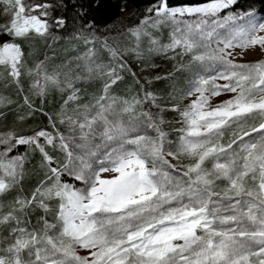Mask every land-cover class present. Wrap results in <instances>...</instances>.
<instances>
[{
    "label": "snow or ice",
    "instance_id": "6c2138e0",
    "mask_svg": "<svg viewBox=\"0 0 264 264\" xmlns=\"http://www.w3.org/2000/svg\"><path fill=\"white\" fill-rule=\"evenodd\" d=\"M0 2L9 5L4 31L14 41L51 35L48 4ZM235 3L169 7L159 0L148 9L154 16L128 30L131 46L104 40L97 49L95 37L86 39L93 47L77 57L79 71L63 79L48 72L47 57L25 73L22 43L0 44V74L21 90V77L34 76L36 96L51 86L66 93L65 105L74 103L71 114L49 117L52 131L0 133V231L9 241L0 247V264H264V58L237 61L257 47L264 56V22L252 13L221 15ZM168 53L190 57L182 66L192 72L185 97H195L184 110L171 109L183 122L175 150L163 118L151 111L159 108L154 93L110 95L124 72L139 84L126 56ZM96 79L103 82L100 94L80 103L77 83ZM222 94L232 95L211 106ZM25 103L31 108L27 97ZM24 145L41 154L46 178L30 196L14 195L5 212L3 201L23 180L28 159L12 153ZM181 156L190 162H171ZM36 210L43 214L32 225Z\"/></svg>",
    "mask_w": 264,
    "mask_h": 264
},
{
    "label": "trees",
    "instance_id": "16d2710c",
    "mask_svg": "<svg viewBox=\"0 0 264 264\" xmlns=\"http://www.w3.org/2000/svg\"><path fill=\"white\" fill-rule=\"evenodd\" d=\"M40 3L48 4V22L51 25V35L41 38L33 37L27 41H14V38L7 35L0 26V44L5 42L22 43L26 53L28 68L34 66L42 60H46V66L50 74L60 72L61 79L63 74L69 70L79 71L77 64L80 61L77 57L82 56L92 44H85V40L96 38L95 47L101 48L104 40L110 45L126 48L131 46L132 39L129 29L141 23L145 17L153 15L148 9L157 5L159 0H40ZM208 0H168L169 7L200 5L207 3ZM5 9L4 6H0ZM235 12H253L264 16V0H236L230 7ZM62 19L64 26L55 25V21ZM159 35L162 42H167L168 29L163 28ZM101 59L105 64L108 63L106 53L101 52ZM126 60L131 71L136 74V79L128 72L122 73L123 80L119 81L110 89V95L119 98L132 99L140 98L146 89L156 96V104L159 108L152 107L153 115L159 121L163 118L162 130L168 134V139L172 143L168 145L175 150V142L180 135L183 122L179 112L172 111L173 106L181 111L188 105L185 102V92L189 88L192 72L186 66L190 63L189 56H178L173 53L167 55H152L146 60H137L132 56H126ZM150 71L144 75L143 71ZM160 77V79H156ZM34 76L24 75L21 77V87L23 90L12 83L7 77L0 82V97L4 98V103L0 104V133H14L16 136H32L36 132L46 129L52 131L49 117L53 121L61 111L71 114L74 107L73 102L64 104L66 93L54 90L49 87L46 96H36L32 90ZM143 86V88L141 87ZM80 88V103L90 101L94 96H98L102 90L103 82L96 79L92 82H78ZM25 97L29 104L25 103ZM137 107V112L148 108ZM164 109V111H160ZM258 122V121H257ZM57 127L62 126L57 124ZM150 135H154L152 130H148ZM227 142V139L224 141ZM50 154L55 155L51 149ZM28 159L25 164L24 178L17 186L14 193L9 195L4 202V211L8 210V203L14 195L30 196L33 191L45 180L46 166H44L41 154L32 152L28 146H18L12 155H25ZM67 180L68 177H63ZM81 185L77 183V187ZM43 213L36 210L30 215L31 224L35 225L37 219ZM6 231H0V247H5L9 242L4 237Z\"/></svg>",
    "mask_w": 264,
    "mask_h": 264
},
{
    "label": "rangeland",
    "instance_id": "374dc122",
    "mask_svg": "<svg viewBox=\"0 0 264 264\" xmlns=\"http://www.w3.org/2000/svg\"><path fill=\"white\" fill-rule=\"evenodd\" d=\"M40 2H41L40 0H25V3L28 4V5H33V4H37V3H40ZM0 6H4V8H5V9H1L0 8V26L3 29V31H4V25L11 19V12L10 11H6V9L9 8V5L7 3L0 2ZM227 13H237V14L252 13L256 17L257 21L264 22V16L255 14L253 12H243V11L235 12L234 9H230L229 8V9L225 10L224 13H221V15H224V14H227ZM136 26L137 25L132 26L131 28H135ZM50 30H51V27H50ZM235 51H236V53H240L241 52L240 49H236ZM261 58H264V56H262L261 50L258 47L255 48V49L248 50L246 53L243 54L242 59H241V57L239 55H237V61L238 62H254V61L259 60ZM0 73H3L2 69H0ZM143 73L146 76V75H148L150 73V71L149 70L148 71L145 70V71H143ZM6 77H7L6 73L5 74H0V82L3 81ZM8 79H10V78H8ZM231 95L232 94H222L219 97L212 98L211 99V106H216L220 102L229 99ZM194 98L195 97H192V98H186L185 97L186 104H188L190 102V99H194ZM169 159L171 160V158H169ZM171 162L173 164H176L179 167V166H181L183 164L189 163L190 161L187 158L181 156L180 159L172 160ZM105 175H107V174H105ZM78 252H79L80 255H86L87 254L86 251L80 250V249H78Z\"/></svg>",
    "mask_w": 264,
    "mask_h": 264
}]
</instances>
